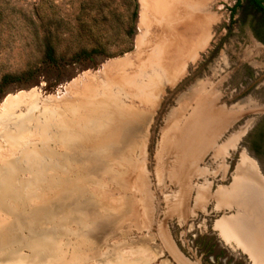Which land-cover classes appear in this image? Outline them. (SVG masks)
<instances>
[{"label":"rangeland","instance_id":"1","mask_svg":"<svg viewBox=\"0 0 264 264\" xmlns=\"http://www.w3.org/2000/svg\"><path fill=\"white\" fill-rule=\"evenodd\" d=\"M137 7L0 0V264L256 263L212 229L235 202L186 198L237 182L243 156L264 179V18L211 0L206 46L158 75ZM199 109L211 133L180 150Z\"/></svg>","mask_w":264,"mask_h":264},{"label":"crops","instance_id":"2","mask_svg":"<svg viewBox=\"0 0 264 264\" xmlns=\"http://www.w3.org/2000/svg\"><path fill=\"white\" fill-rule=\"evenodd\" d=\"M210 2L153 0L151 3L150 0H137L139 40L158 44L155 52L147 53L143 59L147 61L149 73L172 74L177 60L194 58L203 50L213 26ZM190 123L192 126L187 127L185 136L180 137L183 140L178 141L180 150L185 149L190 132L205 134L208 127L211 133L213 117L211 113L199 109ZM232 144L233 139L225 147L229 148ZM239 171L238 181L227 186L205 189L204 193L191 188L186 202L194 205L196 213H205L208 209L218 213L224 209L225 202L231 205L235 202L238 214L213 220L212 229L225 245L256 260L255 264H264V179L259 176L255 163L246 156L240 158ZM176 259L181 260L179 255Z\"/></svg>","mask_w":264,"mask_h":264},{"label":"trees","instance_id":"3","mask_svg":"<svg viewBox=\"0 0 264 264\" xmlns=\"http://www.w3.org/2000/svg\"><path fill=\"white\" fill-rule=\"evenodd\" d=\"M240 0H236V3H238ZM248 4L251 6L254 12L259 13L264 18V0H246ZM135 17V13L133 14ZM46 58H50L53 51L50 47L46 48Z\"/></svg>","mask_w":264,"mask_h":264},{"label":"bare ground","instance_id":"4","mask_svg":"<svg viewBox=\"0 0 264 264\" xmlns=\"http://www.w3.org/2000/svg\"><path fill=\"white\" fill-rule=\"evenodd\" d=\"M14 100V99H13ZM18 100V99H17ZM16 101V100H15ZM15 106V105H14Z\"/></svg>","mask_w":264,"mask_h":264}]
</instances>
